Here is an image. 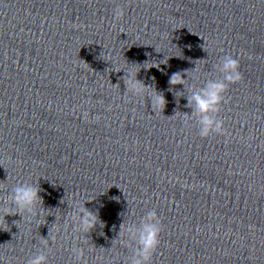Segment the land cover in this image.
Instances as JSON below:
<instances>
[{"label":"clouds","instance_id":"9594fccd","mask_svg":"<svg viewBox=\"0 0 264 264\" xmlns=\"http://www.w3.org/2000/svg\"><path fill=\"white\" fill-rule=\"evenodd\" d=\"M114 14L117 19L121 18L124 15L123 8L117 6L114 10ZM159 66L153 67L159 68ZM217 68L222 74V78L207 81L203 87L198 91L193 92L191 96L187 98V106L192 107L193 113L198 117L199 135L201 137H208L213 132L222 133L224 131L223 121L218 119L216 114L220 111V105L224 101V93L226 92L228 85L237 83L242 79V74L239 71V60L233 58L231 55L221 57ZM183 77L184 76H182L181 73H174L170 77L169 84L171 86L183 84ZM122 79L126 86V91H131L137 96L147 95V98L151 102L153 112L157 109L164 110L167 101L165 100L163 93L156 90L154 92H149L150 86L145 85L143 81L138 80L137 73L126 72V75L122 77ZM185 116H187V114H185ZM41 191L42 189L39 187V184L32 185L28 183H20L11 190V204L22 212L34 214L37 203L43 205V198L40 195ZM113 199L118 198L113 197ZM79 211L80 226L85 232L95 228L98 222L101 223L102 226V222L99 221L97 213L82 207L79 208ZM13 223H16V221ZM121 227L123 229L124 226L121 225ZM127 231L133 235L137 242V248L131 264H148L152 254L160 243L159 236L161 232V221L157 212L155 210L149 211L138 227L129 228ZM42 242L47 245L46 239L43 238ZM27 264H47V256L43 252H40L33 255L28 260Z\"/></svg>","mask_w":264,"mask_h":264}]
</instances>
